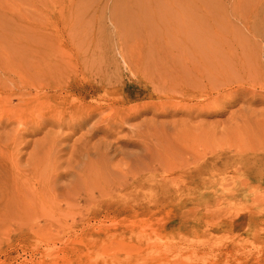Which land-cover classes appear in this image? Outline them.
Listing matches in <instances>:
<instances>
[{"label": "rangeland", "instance_id": "374dc122", "mask_svg": "<svg viewBox=\"0 0 264 264\" xmlns=\"http://www.w3.org/2000/svg\"><path fill=\"white\" fill-rule=\"evenodd\" d=\"M146 27L165 32L152 37L170 55L223 72L209 100L223 112L142 114L149 104L132 94L123 105L136 113L106 140L100 114L62 115L76 62L80 81L135 88L127 65L158 56L134 32ZM252 95L264 96V0H0V264H264V98ZM188 158L223 180L152 182ZM139 173L143 188L99 197Z\"/></svg>", "mask_w": 264, "mask_h": 264}, {"label": "bare ground", "instance_id": "6f19581e", "mask_svg": "<svg viewBox=\"0 0 264 264\" xmlns=\"http://www.w3.org/2000/svg\"><path fill=\"white\" fill-rule=\"evenodd\" d=\"M134 32H139L143 35V38L146 39V42H151L152 47L146 45L144 47L158 53V56L153 54L150 51L146 52L145 55L139 51L140 56L134 59V66L127 65L125 68L126 72L131 74L132 79L129 81V86H135V88L130 92L128 88L121 91V83L115 84L108 77L91 75V78H86L82 81L77 79V74H73L72 71L79 70L78 62L74 63L68 71L71 70L69 81L65 87L66 96L62 98V102H67V97L71 98L68 101L67 107L63 108L61 101L59 100V108H61L62 115L69 114L71 112L70 118L80 119V122L91 118L96 114H100L98 121L94 125V128L104 135L105 140L110 136L111 129L119 127L121 129H126L124 126L127 123V120L136 113L133 112L130 114L129 108L124 107L123 104L127 100H130L132 94H135L136 100H144V102L149 105L145 107H139L136 105L139 111L147 113L149 110H154V114H163L166 112V109L172 110L169 112L172 113H181L187 118L203 116L206 117L209 114H220L223 112L222 109H212L209 106V100L212 96L213 89L221 88L222 83L224 82L225 75L220 69L212 71L210 66L207 63L199 62L192 63L185 56L177 57L170 55L168 52L169 46L165 45L166 48H160L158 44L159 39H154L152 36L165 33L161 28H142L135 29ZM189 35L194 33V30L188 29L185 31ZM191 42V40H189ZM160 53H163L164 56H161ZM122 59L126 63L125 54H121ZM148 57H151L150 60H147ZM181 58V59H177ZM146 60L155 70H149L146 68ZM161 76V84L158 85L155 83L154 78ZM187 76V78H184ZM172 79V80H167ZM122 82V81H121ZM247 88V87H246ZM239 88L236 90V97L240 98L242 95H251L249 89ZM76 93V95H74ZM220 92H218V95ZM54 98V95L50 96ZM264 98V96H259L256 98V95H252L250 100L256 102L258 99ZM152 104V105H151ZM116 105H121L120 107H115ZM156 106V107H153ZM105 109H110L112 113L108 116L103 115ZM127 111V112H125ZM87 113V117H86ZM157 129V126L154 125L151 128V132H154ZM156 134L151 133L150 137L153 140H159L161 137L156 138ZM206 133L203 132V145L202 151H195V158L198 157V154H206L205 152V143H206ZM140 141L141 152L150 154L152 149H157L156 145ZM105 148L110 149V145L103 141ZM160 154V151H157ZM190 159L188 162L183 163L181 166L172 167L166 173L165 176L155 177L152 182H167L171 180L178 181L181 186L177 189L185 187L181 184L183 180H188L186 185H199L202 188L207 189L212 185L217 184L220 180H223L224 176L213 177L210 179L209 175L203 173V168L210 165V162L207 158H204L202 161H198L197 165L190 167ZM140 178L135 184H128L127 179H123L120 183L113 186L110 190L106 192H100L99 197L105 198L110 193L117 191L125 190L128 193L132 188L138 187V189L143 188V185L147 179H144V175L139 173L137 179ZM182 192V191H181ZM181 192L178 194L180 195ZM128 194H125L127 196ZM189 201V200H188ZM243 219V218H242Z\"/></svg>", "mask_w": 264, "mask_h": 264}]
</instances>
